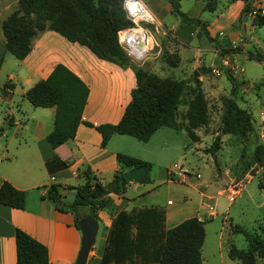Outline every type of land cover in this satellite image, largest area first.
Masks as SVG:
<instances>
[{
    "label": "trees",
    "instance_id": "trees-1",
    "mask_svg": "<svg viewBox=\"0 0 264 264\" xmlns=\"http://www.w3.org/2000/svg\"><path fill=\"white\" fill-rule=\"evenodd\" d=\"M201 9L212 11L216 0H201ZM238 19L254 9L252 0H242ZM169 11L181 22L193 23L209 40L205 20L182 11L178 0H167ZM16 8L9 12L0 23L3 36L2 52L5 50L15 58H23L31 48V41L43 29L57 32L69 41H76L86 46L96 57L111 61L118 66L130 67L134 74V86L130 89V98L123 107L116 122L92 123L81 117L87 98V84L70 68L61 62H55L45 77L37 79L28 86L22 95L35 106H53L52 127L44 135L45 141L54 147L72 137L78 123L92 126L100 134V146H103L112 133L127 134L139 140H147L153 130L165 125L172 128L182 127L191 140L197 139L194 128L205 125L208 121L207 102L200 79L190 73L186 80L182 77L161 76L133 63L121 48L117 30L132 25L125 17L120 0H16ZM259 7L251 16L252 24H261L264 15ZM198 36V34H197ZM224 47L218 49L223 55ZM249 57L263 60L264 54L258 50L248 52ZM169 65L174 63L168 60ZM264 68V66H263ZM210 69L208 65L195 67L198 74ZM230 82L228 95L223 96V110L220 116L219 131L214 134L205 151L215 152L220 142V135L237 133L244 135L251 129L250 114L240 107L234 98L239 81L224 69ZM191 82L188 98L183 101L185 83ZM262 81V80H261ZM12 82L6 80L1 91L6 93ZM184 110L178 112V106ZM6 125L10 122L7 120ZM119 165L104 183L99 182L88 166L81 168L83 181L71 186L69 197L63 192L59 182H50L44 194L55 207L69 208L73 211V225L78 228V219L85 214L96 218L98 209L110 206L108 192L121 193L127 181L122 176V168L149 162L138 157L116 152ZM251 163L259 166L264 163V145L256 143L250 154ZM67 164L56 155L43 161L47 172L60 169ZM263 179L257 186L264 188ZM148 173L139 181H146ZM24 192L8 180L0 182V203L22 208ZM82 207L87 208L80 213ZM162 211L156 207L139 208L127 212L119 209L111 218L107 227L105 243L98 264H201L200 246L204 230L202 220L196 216L183 218L176 224L162 227ZM259 236L254 231H247L241 225H230L232 231L243 234L247 245L236 247L227 243L226 255L236 259L239 264H256V257H264V223L259 222ZM15 264H47L46 247L19 227H14ZM75 264V263H73Z\"/></svg>",
    "mask_w": 264,
    "mask_h": 264
},
{
    "label": "crops",
    "instance_id": "crops-1",
    "mask_svg": "<svg viewBox=\"0 0 264 264\" xmlns=\"http://www.w3.org/2000/svg\"><path fill=\"white\" fill-rule=\"evenodd\" d=\"M142 2L154 15L157 22H161L163 30L175 36L179 42L178 47L180 49L176 52L180 61L182 60V55L185 53L182 72H187L188 69L194 70L198 65L197 58L194 53L188 57L187 51L193 48L191 45L193 44L192 36H195L194 33L199 27L193 23L181 22L179 18L170 21L165 16V11L169 10L167 0H160V5L157 8L149 4L147 0H142ZM263 2V0H252L251 4L263 8L261 14L264 15ZM218 3L219 0H216L215 8L210 11L209 18H200L201 20H205L208 35L212 37L211 42L213 41L211 46L203 47L212 52L210 63L205 64L202 60L203 65L210 67L211 65H215V63H221L224 57L229 58L230 62L234 60L233 52H224L223 55H216L218 49L221 47L232 48L238 46V50L243 51L241 48L242 44L236 43V40L239 39V33H233L232 39H229L227 36V39L222 44V36L225 30H228L227 33L229 30H235V32L240 30L241 20L238 19V16L243 1L223 0L220 7H218ZM164 8L166 10H163ZM159 12H162V14L159 15ZM189 14H197V12ZM245 16V22L248 19L251 21L250 14ZM163 18L168 19V27L161 21ZM259 51L263 53L261 49ZM259 61L263 62L264 59ZM55 62H61L66 65L87 84V98L81 112L83 119L92 123H113L118 120L124 105L130 98L129 91L135 84L134 74L130 67L122 68L111 61L98 58L86 46L76 41L66 40L53 30L43 29L32 39L29 52L20 59L23 71L16 74L26 84L21 92L23 93L37 79L45 77ZM228 66L231 69L233 68L230 63ZM12 76V73L8 74L9 78ZM199 79L202 81L201 75H199ZM263 81L264 75L262 76ZM243 85L244 83L241 84V86ZM10 93H12V89L8 88L6 93H2V95L6 96ZM41 107L47 111L45 113L51 121L49 127L46 128V123L37 117L33 119L29 143L24 139L22 143L17 142L13 146V149H9L5 144L0 150V182L6 179L13 186L22 189L24 192L22 208H14L0 203V264H15L14 227L21 228L46 247L48 255L47 264L74 263L80 238L79 228L73 225L74 213L69 208L59 209L55 207L53 202L45 197L44 194L50 182H59L63 186V192L68 195L72 188L71 186L83 181L81 168L84 166H88L95 178L99 182L104 183L111 177L113 171L119 167L115 159V153L121 152L148 161L150 165L147 171L152 167V164L163 168L166 183L172 181L171 177L173 174L180 173L182 178L185 177L179 171L173 172L172 170L171 173H168L167 169L170 166L164 168V164L180 156V151L184 148L182 134H180L181 139L178 142L177 134L172 132L173 129H183L182 127L172 128L160 125L144 141L136 139L131 135L112 133L106 143L100 146V134L92 126H87L80 122L76 125L72 137L51 147L45 141L44 135L52 127L53 106ZM260 108H264V93L260 97ZM9 117L11 118L10 120L2 117L1 123L5 124L7 120L13 126L22 123L20 130L26 129V121L19 120L12 115ZM199 127L194 128L197 139L192 140L193 145L200 139V134L197 132ZM6 128L4 127L2 130H6ZM1 131L0 134H2ZM261 141L264 145V141L262 139ZM18 145H22V147L17 149ZM26 146L28 147L25 148ZM52 155L65 160L67 164L60 169L47 172L43 161ZM29 161L36 162V167L40 164L41 170H38V168L36 170L31 169L30 166L26 165ZM263 167L264 163L259 166L260 169H263ZM128 168L131 167H124L122 171ZM225 173H228V171ZM151 180L148 177L146 181H127L121 193L108 192L111 200L110 206L98 209L96 212L97 217L94 219L97 223V229L94 242L82 264H98L105 243L107 227L110 224L111 218L119 209L130 212L139 208H159L163 215V228H168L188 216H196L202 220V225L205 219L210 218L206 214L205 203L207 201L204 202L201 199L197 200L194 207L173 205L169 198L165 200L164 205L159 206L140 202L139 199L145 193L153 191V188L145 186V183H149ZM127 189H133V193L126 194ZM200 194L202 196V193ZM259 196L261 197L259 207H263L264 188L259 187ZM208 198L210 197L207 196ZM86 210L87 208H85ZM204 236L200 246L201 264H204L208 260L206 255H203ZM221 263L219 262V264Z\"/></svg>",
    "mask_w": 264,
    "mask_h": 264
},
{
    "label": "rangeland",
    "instance_id": "rangeland-1",
    "mask_svg": "<svg viewBox=\"0 0 264 264\" xmlns=\"http://www.w3.org/2000/svg\"><path fill=\"white\" fill-rule=\"evenodd\" d=\"M147 1L156 8L160 5V0ZM221 2L223 3V0H219L218 7H220ZM16 6V0H0V23ZM201 6V0H179V8L182 11L187 13L197 12V14L193 15L199 18H209L211 12L201 9ZM163 10L166 9L164 8ZM161 14L162 12H159V15ZM165 16L170 21L178 18L169 10L165 11ZM161 21L168 27L169 21L167 18H163ZM144 25L147 26L148 33L157 42V45L141 60H134L129 56L128 58L133 63L141 65L143 68L156 72L161 76L182 77L187 80L193 70L187 67L188 71L182 72L185 53L182 55V60L180 61L176 52L180 49L178 47L179 42L175 36L164 31L160 21L157 22L156 28L153 24L147 22ZM227 31L225 30L222 36V44L227 39ZM150 35H148L147 42L151 40ZM194 35L192 36L193 44H191L193 48L187 51L188 57L194 53L197 58V66L203 64L202 60L205 64L210 63L212 52L203 47L211 46L213 41L211 42V40L207 39L199 29ZM238 37L239 39L236 40V43L242 44L241 48L243 51L238 50V46L226 48V53L233 52L234 60L230 62L228 58V63L233 68L231 69L228 65L223 68L227 67V70L234 77L236 76L235 78L240 82L236 88L234 98L240 107L249 112L251 129L244 135L237 133L221 134L220 142L215 152L211 153L204 150L211 142L214 134L219 131L220 116L223 110L222 98L228 95L230 82L224 72L220 75H215L209 69L206 72L197 74L196 76L199 78V75H201L202 79L201 87L207 102L208 121L197 129L200 139L194 145L184 129H173L172 132L178 136V142L181 139L180 134H182L184 148L180 151V156L164 164V168L170 166L173 172L184 171L186 175L182 178L180 173L173 174L171 177L172 181L166 183L163 175L164 169L158 167L156 164H152V167L147 171L148 177L152 180L149 183H145V186L153 188V191L145 193L139 199L140 202L158 206L164 205L167 198L172 201L173 205L194 207L198 199L214 204L216 213L203 221L205 233L203 255H206L208 258L206 262L204 261V264H219V262H222L221 264H239L237 260L230 259L226 255L227 243L231 241L236 247L244 248L247 242L243 234L232 231L230 225H241L247 231H255L259 236V228L257 226L259 221L264 223V206L259 207L261 197L259 196V187L257 186V181L263 179L262 169L259 168L258 164L251 163L250 161L253 146L256 143L263 144L256 133V124L260 97L264 93V81H261L264 75V61L262 62L248 56V52H254L255 49L258 51L261 49L264 54V21L257 25L251 24V21L248 19L244 22V30L240 31ZM2 41L3 36L0 29V50H2ZM168 60L172 61L174 65H169ZM215 65L222 66L221 63H215ZM22 71L23 67L21 66L20 59L15 58L6 50L2 52L0 60V131L4 127L7 128L6 130H2V134H0V150L5 144L9 149H13V146L17 142L22 143L24 139L29 143L33 119L39 117L40 120L46 123V128L49 127L51 122L45 113L46 109L41 106L32 105L22 95L21 90L26 84L16 74ZM9 73L13 75L11 78L8 77ZM6 80L13 83L11 87L12 93L3 96L1 86ZM242 82L247 83L241 86ZM251 83L252 85H250ZM190 87L191 82L187 81L185 83L183 101L185 98H188ZM183 104L181 103L178 106L179 113L184 110ZM10 115L19 120L26 121V129L20 130L22 123L15 126L1 123L2 117L10 120L11 118H8ZM33 130L35 131V129ZM21 147L22 145H18L16 148L19 149ZM26 165L34 170L36 168L41 170V165L39 164L36 167V162L29 161ZM226 171L228 173H225ZM194 172H198L199 177H195ZM232 188L239 189L233 194V199L228 200L227 196L231 193ZM130 193H133V189H127L126 194ZM200 193H202V196ZM207 196L210 198L207 199ZM67 197H69V194ZM79 210L80 213H84L85 208L82 207ZM260 235L264 237V232H261ZM256 264H264V257L259 258L257 256Z\"/></svg>",
    "mask_w": 264,
    "mask_h": 264
},
{
    "label": "built area",
    "instance_id": "built-area-1",
    "mask_svg": "<svg viewBox=\"0 0 264 264\" xmlns=\"http://www.w3.org/2000/svg\"><path fill=\"white\" fill-rule=\"evenodd\" d=\"M120 1H121L126 17L132 22V25L117 30L118 42L127 56H129L130 58L134 60H141L147 56V54L152 50V48L155 45H157V42L152 38L150 33H148L147 31L148 28L146 25H144V23L147 22V23L153 24L154 27L156 28L157 21L154 15L150 12V10L144 5L142 0H120ZM256 8L257 7L254 6V9L249 11L248 14L252 16L255 13ZM259 8H260L259 12L261 13L263 8L261 7ZM139 26H141V29L143 30L142 32L144 34L143 36L131 37L129 34H126V32L129 29L136 28ZM148 34L150 35V38H151L149 42H147ZM119 35H121V37ZM228 64H229L228 58L224 57L221 60V65L224 67V66H227ZM222 66L211 65L210 70L215 75H220L224 69ZM256 133L259 136V138L264 141V108L258 109V112H257ZM167 172L168 173L172 172L171 167L167 169ZM181 173L184 174V176L186 175L184 171H181ZM194 176L199 177L198 172H194ZM235 192H236L235 189L232 188L231 193L227 196V199L232 200L233 194ZM205 208H206L207 216H211L216 213L214 204L208 203V201L205 203Z\"/></svg>",
    "mask_w": 264,
    "mask_h": 264
},
{
    "label": "water",
    "instance_id": "water-1",
    "mask_svg": "<svg viewBox=\"0 0 264 264\" xmlns=\"http://www.w3.org/2000/svg\"><path fill=\"white\" fill-rule=\"evenodd\" d=\"M245 14L241 15L240 30L238 31H229L227 36L229 39H232L233 33H240L241 30H244ZM232 34V35H231ZM193 75H197L198 72L194 69L192 72ZM245 84V82H242ZM252 85V83L250 84ZM147 168L144 164L136 165L131 168L122 171V176L125 181H139L146 174ZM78 228L80 231L79 238V247L74 259L75 264L84 263L88 250L94 242L95 232L97 229L96 220L88 214L81 216L78 219Z\"/></svg>",
    "mask_w": 264,
    "mask_h": 264
},
{
    "label": "bare ground",
    "instance_id": "bare-ground-1",
    "mask_svg": "<svg viewBox=\"0 0 264 264\" xmlns=\"http://www.w3.org/2000/svg\"><path fill=\"white\" fill-rule=\"evenodd\" d=\"M142 32H143V30L141 29V26H139V27H136V28L129 29L126 32V34H129L131 37H141V36L144 35ZM120 37H121V35H120ZM147 38H148V36H147ZM142 39H144V38H142Z\"/></svg>",
    "mask_w": 264,
    "mask_h": 264
}]
</instances>
